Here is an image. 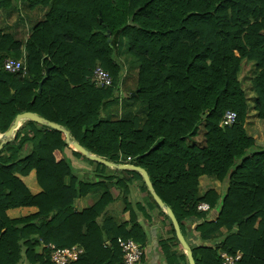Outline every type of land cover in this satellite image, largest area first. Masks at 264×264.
Listing matches in <instances>:
<instances>
[{"label": "trees", "instance_id": "16d2710c", "mask_svg": "<svg viewBox=\"0 0 264 264\" xmlns=\"http://www.w3.org/2000/svg\"><path fill=\"white\" fill-rule=\"evenodd\" d=\"M21 1L48 9L24 43L0 30V135L24 113L54 124L90 155L143 169L183 237L185 221H200L197 244H188L194 264H221L219 253L264 264V149L245 132L250 107L239 81L242 64L252 62L253 110L264 122V0ZM122 53L137 66L128 101L143 108L142 119L131 110L115 121L101 117L116 101ZM5 59L24 60L26 76L5 72ZM95 67L111 88L90 83ZM226 111L236 121L222 128ZM198 133L200 144L190 140ZM65 149L93 166L91 180ZM201 176L223 192L199 195ZM134 183L147 206L128 199ZM87 194L94 201L78 210ZM116 202L119 218L107 215ZM200 203L209 211H198ZM146 207L159 209L137 172L89 161L59 130L21 120L10 141L0 140V264H52L49 245L77 246L75 264H123L116 240L145 248L138 215ZM159 212L168 236L157 252L164 264H188Z\"/></svg>", "mask_w": 264, "mask_h": 264}, {"label": "crops", "instance_id": "0c3cea01", "mask_svg": "<svg viewBox=\"0 0 264 264\" xmlns=\"http://www.w3.org/2000/svg\"><path fill=\"white\" fill-rule=\"evenodd\" d=\"M6 5H7L6 7L0 9V30L5 34L13 36V38L20 43H24L26 41V39L32 33V29L39 22L43 20L48 9L40 5L34 6L33 8H29L28 4L21 0H9L8 3H6ZM120 81H122V77L120 78ZM123 96L124 94L122 89L118 88L117 86V91L115 94L116 97L115 99L117 100L116 103L118 102L119 99L122 101ZM130 102L131 103H127V102L125 103H127L128 105L135 103L134 101H130ZM113 104L107 105L102 112V117L106 116V118L110 119L111 121H115L119 119V117L115 118V112L117 111L118 107L115 109L114 108L111 109V106ZM120 110L122 113H125L127 110H131L133 114L136 113L135 109L130 106L122 108ZM36 125L40 126L38 124ZM248 126H249V122L247 121V125H245V132L247 133V135L251 136L254 139L255 147L264 149V141H259L258 139H256V137H254V135H251L247 128ZM199 137L200 134L198 133L197 136H195L190 140L195 142L196 144H200L201 141L197 139ZM64 153L67 159L69 160L70 165L75 170H78L79 172H82L84 174H90V172L93 171V166H91L89 163L73 157L70 149H65ZM108 170L112 171L114 169L108 168ZM138 188H139L138 183H134L132 185L131 194L128 197V199L133 202H141L143 204L142 207H145L148 204V199L145 196V194L140 193ZM209 190L216 192V194H220L224 190V185L206 176L199 177L198 178L199 195H203ZM112 194L114 197H116L118 193L114 191L112 192ZM93 198L94 195L87 194L85 197L79 199L77 201L78 210L83 209L85 205L90 204L92 201H94ZM119 209H120V205L118 202H116L109 207V209L107 210V215L115 216L116 218L117 217L119 218L120 216L117 214ZM159 210L161 209H155V208L148 209L146 207L144 208V212L138 215V221L141 224L143 231L146 234V244L144 248V257L142 260V264H164L162 258L157 252V244L159 238L162 237L166 238L168 236L167 235L168 222L161 216ZM211 215L213 216V212H210V216ZM199 223L200 221L195 219H191V220L189 219L188 221H185L183 223L184 231H185V235L183 238L187 243V245L197 244V240L195 239L196 235L194 236L192 234V229L196 224Z\"/></svg>", "mask_w": 264, "mask_h": 264}, {"label": "built area", "instance_id": "2783aa9c", "mask_svg": "<svg viewBox=\"0 0 264 264\" xmlns=\"http://www.w3.org/2000/svg\"><path fill=\"white\" fill-rule=\"evenodd\" d=\"M2 69L10 74H19L21 76H26L27 74L24 60L5 59L2 62ZM89 81L95 88L99 89L111 88L112 86L109 74L99 67H95L92 70ZM235 121V113L226 111L219 122V126L222 128L230 127ZM129 160L127 158V161ZM197 210L207 212L209 208L206 204L200 203L197 206ZM116 244L121 251L123 264H141L144 257V249L139 244L134 243L130 239L123 240L120 238L116 240ZM47 248L50 250V262L52 264H75L82 253V250L77 246L56 249L54 246L49 245ZM219 258L221 259V264H237L240 254L237 253L235 256H229L226 253H219Z\"/></svg>", "mask_w": 264, "mask_h": 264}, {"label": "rangeland", "instance_id": "374dc122", "mask_svg": "<svg viewBox=\"0 0 264 264\" xmlns=\"http://www.w3.org/2000/svg\"><path fill=\"white\" fill-rule=\"evenodd\" d=\"M119 59L123 67V76H122V81H119L118 88L122 89L124 96L122 98V101L119 99L118 102L116 103L117 101L116 100L115 103L111 106V109L113 108L115 109L118 107L117 111L115 112V118L118 117L121 118V116H123V113L121 112L120 109L130 106L135 109L136 115L140 119H142L144 116L143 108H141L136 102L129 105L127 104V103H131L130 101H128V95L130 91L134 90L136 84V72H137L136 63L131 57H128L125 53H122ZM254 73H255V69L252 62L249 63L244 62L242 64L241 70L239 72V81L242 85L243 90L246 93L247 101L250 107L247 114L245 125H247V121H248L249 126L247 128L250 134L254 135V137H256V139H258L259 141H264V122L257 119L256 112L253 110V104H252L254 99V94L251 91V81L254 76ZM197 139L202 141L201 135ZM258 149L261 150L260 148ZM82 177H87V180H91L90 174H84Z\"/></svg>", "mask_w": 264, "mask_h": 264}, {"label": "water", "instance_id": "95a60500", "mask_svg": "<svg viewBox=\"0 0 264 264\" xmlns=\"http://www.w3.org/2000/svg\"><path fill=\"white\" fill-rule=\"evenodd\" d=\"M105 36L108 38L109 34L106 33ZM46 75H47V71H45V76ZM41 84H42V82L39 83V87H38L37 92H40ZM131 96H134V93H132ZM21 120H30V121L34 122L35 124H38L41 126L44 125L46 127H51L53 129L61 131L65 136V143L69 144L75 151H77L79 154H81L82 156L87 158L89 161H92L93 163L103 165V166L110 168V169L129 170V171L137 172L142 177V180H143L148 192L150 193L152 199L154 200V202L156 203L158 208L161 209L165 213L166 217L170 221L172 228H173V231H174L175 238H176L177 242L179 243V245L181 246V248L186 253V258H187L188 264H194V261H193V258H192L191 252H190V248L187 245V243L185 242L183 236L181 235L180 230H179V226H178L171 210L167 207H164L161 200L154 193L152 185L150 183V180H149L146 172L143 169H141L139 167H135L133 165H114V164L108 163V162H106V161H104L98 157L92 156L88 152H86L83 148H81L77 143L70 142L68 133L65 130L61 129L60 127H58L54 124L47 123L46 121H44V120H42V119H40V118H38L32 114H29V113H24V114L18 115L15 118L13 126L5 134L1 135V137H0L1 144L10 141L14 137V133H15V131L18 127V124Z\"/></svg>", "mask_w": 264, "mask_h": 264}]
</instances>
